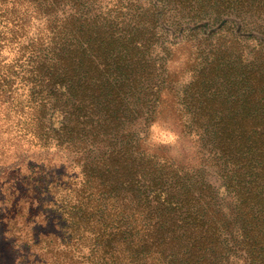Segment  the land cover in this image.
Returning <instances> with one entry per match:
<instances>
[{"label":"trees","instance_id":"trees-1","mask_svg":"<svg viewBox=\"0 0 264 264\" xmlns=\"http://www.w3.org/2000/svg\"><path fill=\"white\" fill-rule=\"evenodd\" d=\"M60 2L69 5L72 0H0V128L2 123L19 120L16 127L28 125L31 132L27 133L41 140L40 147L105 136L108 130L88 127L91 112L97 107L106 111L110 122L105 118L101 127L110 129L123 117L126 95L133 92V97L144 88L138 73L127 67L140 63L135 52L148 42L138 39V28L122 36L108 25L88 22L72 13L62 30L54 27L53 36L42 40L30 35L32 13L59 7ZM200 3L202 19L207 20L234 16L236 7L246 14L251 5L250 0ZM165 11L166 7L156 9L153 24ZM155 24L147 32L153 33ZM144 75L152 73L147 68ZM236 112L200 111V120L202 127L209 129L213 145L222 147L224 153H241L235 157L231 186L225 187L227 192H237L240 204L235 219L242 234L235 242L239 251L245 252L247 264L255 260L264 264V126L258 122L264 123V117H250L251 111H246L247 115ZM217 113L224 114L220 120ZM2 132L6 131L0 129V136ZM110 141L109 158L105 161L102 156L92 166L85 163L71 180L50 179L46 174L13 182L10 188L18 199L9 205L10 194L4 196L7 208L2 219L11 240L9 247L25 249L20 257L24 263L29 259L28 264H119L117 259L122 256L136 261L148 252L147 234L141 237L142 230L149 228L138 219L144 206L139 204L141 198L147 202L144 210H151L155 204L159 215L166 217L155 224L157 239L189 241L185 249V254H190L188 264L198 262L195 255L201 250L193 247L198 239L190 241L192 237L185 236L189 229L196 231L203 248L210 249L222 241L228 245L230 237L222 239L220 226L205 220L196 198L190 196L192 191L186 190V181L183 192L180 185L168 188L164 177L150 171L149 163L138 158L134 147H124V139ZM180 210L182 218L172 223L169 214ZM44 212L51 214L44 217ZM192 249L198 252L191 255Z\"/></svg>","mask_w":264,"mask_h":264},{"label":"rangeland","instance_id":"rangeland-1","mask_svg":"<svg viewBox=\"0 0 264 264\" xmlns=\"http://www.w3.org/2000/svg\"><path fill=\"white\" fill-rule=\"evenodd\" d=\"M183 1L72 0L73 4L60 2L59 7H44L32 13L30 35L43 37L42 40L53 36L56 25L62 30L73 13L88 22L108 25V29L112 27L122 36L138 28V39H147L150 44L143 42L136 50L138 65H127L138 73L144 88L133 97V92L126 95L122 119H118L114 127L107 129L103 125L102 129L105 118L110 122L108 113L99 107L91 112L88 127L108 130L105 136L93 141H74L62 146L54 142L50 147H40L41 140L27 133L31 132L28 125H20L23 128L18 129L16 119L2 123L4 126L0 129L6 132L0 136V264L31 263L29 259L25 263L20 259L24 256L23 247H9L11 240L5 233L2 217L7 204H3L4 196L10 194L9 205L18 199L10 188L13 182L46 174L50 179L71 180L80 174L85 163L90 162L92 166L102 156L106 161L111 154L110 140L121 139L126 141L124 147H134L138 158L149 163L150 171L164 177L168 188L180 185L183 192L186 181V190L192 191L190 196L196 198L205 220L220 226L222 239L225 235L230 237L228 245L222 241L210 249L203 248L196 231L189 229L185 236L192 237L190 241L198 239L193 247L201 248L199 252L192 249L191 255L198 252L195 255L198 262L193 264H247L245 252H240L235 242L242 234L235 219L240 209L237 192L225 189L231 186L235 157L241 153L232 150L224 153L222 147L212 144L209 129L202 127L200 111H237V115L251 111L250 117L256 119L257 114L264 117V0H250L246 14L236 7L234 16L223 18V15L221 21L202 19L200 0ZM158 7H166L167 11L156 19V24L154 22L156 30L147 32L146 29L154 25L152 15ZM147 68L152 75L142 76ZM216 115L220 120L224 114ZM258 122L264 126L260 119ZM126 135H131L130 139ZM151 178L149 174L148 179ZM199 197H202L201 202ZM139 204L144 205L138 215L139 224L147 223L149 228L142 230L141 237L147 234L144 240H147L148 252L134 262L124 256L117 262L188 264L190 254L186 255L185 249L189 241L184 243L177 237L157 239L155 224L166 217L159 215L155 204L151 210H144L147 204L144 198ZM50 214L44 212L43 216ZM182 214L183 210L171 211L169 219L172 223L179 221ZM47 230L52 231L50 226ZM31 261L35 260L31 258ZM254 264L260 261L255 260Z\"/></svg>","mask_w":264,"mask_h":264}]
</instances>
